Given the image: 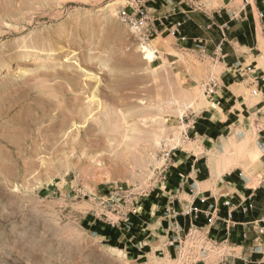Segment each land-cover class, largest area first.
Returning <instances> with one entry per match:
<instances>
[{
    "label": "rangeland",
    "instance_id": "374dc122",
    "mask_svg": "<svg viewBox=\"0 0 264 264\" xmlns=\"http://www.w3.org/2000/svg\"><path fill=\"white\" fill-rule=\"evenodd\" d=\"M149 3L0 0V264H181L162 250L136 259L144 246L127 240L140 229L113 228L124 204L117 214L98 198L147 187L181 149L206 157L210 183L229 171L264 179L261 114L223 132L195 123L216 63L119 20ZM238 89L248 106L262 99ZM207 249L209 263L235 253Z\"/></svg>",
    "mask_w": 264,
    "mask_h": 264
},
{
    "label": "crops",
    "instance_id": "0c3cea01",
    "mask_svg": "<svg viewBox=\"0 0 264 264\" xmlns=\"http://www.w3.org/2000/svg\"><path fill=\"white\" fill-rule=\"evenodd\" d=\"M148 6L160 16H171V21L184 22L185 41L156 24L157 34H166L174 53L189 51L208 56L220 70L217 79L221 89L214 100L204 105L203 116H194L195 123L219 125L223 132L237 123L234 118L240 117L241 112L256 110L254 114H261L259 122L264 124V99L248 106L246 93L238 89L245 84L252 90L257 78L259 88L264 91V18L260 16L264 14V0H150ZM195 135L212 141L221 138V135L212 138L202 132ZM168 163L166 184L145 201L143 214L133 219L140 230L138 234L128 235L127 241L136 239L135 242L144 246V251H133L138 254L136 259L160 250L174 259L175 250L168 245L174 235L169 233L164 217L166 207L173 202L180 213L192 203L203 211L193 223L189 217L178 218L183 234L194 224L219 242L227 240V247L235 252L226 256L229 264H264V245L257 240L256 224L264 218V179H258L255 186L242 172L229 171L210 183L212 171L206 157L197 151H174ZM262 163L264 166V157ZM260 171L264 172V168ZM201 198L208 200L202 204ZM250 203L254 207L245 213L243 208ZM199 264L218 263L204 260Z\"/></svg>",
    "mask_w": 264,
    "mask_h": 264
},
{
    "label": "built area",
    "instance_id": "2783aa9c",
    "mask_svg": "<svg viewBox=\"0 0 264 264\" xmlns=\"http://www.w3.org/2000/svg\"><path fill=\"white\" fill-rule=\"evenodd\" d=\"M260 16L264 18V14L261 13ZM119 20L132 28L144 29L149 34H157L156 24H160L163 28H167L169 33L173 36L179 38L180 41H185L186 38L182 34V27L184 25L183 21H171V16L169 15H158L155 12H151L146 6L139 8L128 9L124 7L118 12ZM169 22V23H167ZM259 79L255 78L256 87L252 89V94L256 97H261L264 99V91L259 88ZM264 81V80H263ZM205 94L210 100H214L217 96L218 91H220V84L217 78H210L209 81L205 84ZM264 132L260 130V132ZM170 160V152L166 154V162ZM167 168L168 166L162 167L154 171V180L152 183L147 185V187L133 185L124 187L122 185H114L109 189V193L104 197H99L100 201L112 202V209L117 211L119 204L123 203L125 209L119 221L110 223L113 228L122 229L126 228L130 230L133 227V219L135 217H140L143 214L144 203L151 197V195L160 190L167 182ZM194 196V192L191 193ZM207 198H201L200 202L205 204ZM117 207V209H115ZM254 205L252 203L248 204L243 208L244 212L247 213L253 209ZM213 210V209H212ZM203 213L202 209L195 206L193 203L191 207L187 210L178 212L173 207V202H171L165 209L164 217L168 222V228L170 229L169 233H173V237L168 241V245L173 247L175 250V261H178L181 264H199L204 260L208 261L209 259V250L207 245H210L212 248H226L227 240L217 241L209 236L208 233H205L202 229H199L191 225L190 229L183 234V230L178 223V218L183 215L189 217L191 223L195 222L199 216ZM117 214H120V211H117ZM257 224V233L258 241L261 245H264V218L260 220ZM259 249V248H258ZM202 256V259H198V256ZM216 263L218 264H229L226 261V257Z\"/></svg>",
    "mask_w": 264,
    "mask_h": 264
},
{
    "label": "bare ground",
    "instance_id": "6f19581e",
    "mask_svg": "<svg viewBox=\"0 0 264 264\" xmlns=\"http://www.w3.org/2000/svg\"><path fill=\"white\" fill-rule=\"evenodd\" d=\"M217 166L214 164V163H212V170H213V172L214 173H217L216 171H217ZM218 175V174H217ZM219 176V175H218Z\"/></svg>",
    "mask_w": 264,
    "mask_h": 264
}]
</instances>
